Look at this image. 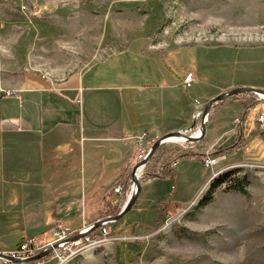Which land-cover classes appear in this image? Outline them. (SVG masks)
<instances>
[{"label":"rangeland","instance_id":"1","mask_svg":"<svg viewBox=\"0 0 264 264\" xmlns=\"http://www.w3.org/2000/svg\"><path fill=\"white\" fill-rule=\"evenodd\" d=\"M23 4L0 0V95L11 94V84L22 72L60 80L103 56L109 46L125 45L134 52L145 47L158 51L155 58L178 77L190 72L189 86L178 89L179 94L190 92L195 112L206 95L225 85L264 88V0H23ZM238 96L246 102L255 97L238 145L237 130H230L233 123L226 120L239 107L227 98L215 104L222 106L216 126L207 125L201 139L164 142L156 148L141 170L132 207L118 219L105 221L109 235L122 238L87 250L67 264H264V128H257L254 121L264 110V100L251 93ZM6 103L10 107L11 101ZM153 141L147 134L144 145ZM4 146H0V251L11 249L21 236L48 240L47 226L56 218L76 226L86 223L85 212L97 221L113 217L121 208L123 195L112 193V183L82 196L73 192L63 201L54 191L37 194L24 187L21 192L19 186L10 190ZM219 151L224 153L215 154ZM183 153L216 155L218 160L210 169ZM179 155L183 156L171 165V175L151 176ZM225 165L239 167L235 175L248 179L246 193L221 184L207 203L198 206L211 173ZM37 180L20 177L24 183ZM56 180L46 179L50 189L64 181ZM163 202L181 208H169L167 203L160 207ZM67 210L71 221L65 219ZM49 257H42L41 264H53Z\"/></svg>","mask_w":264,"mask_h":264},{"label":"crops","instance_id":"2","mask_svg":"<svg viewBox=\"0 0 264 264\" xmlns=\"http://www.w3.org/2000/svg\"><path fill=\"white\" fill-rule=\"evenodd\" d=\"M108 49L79 72L60 80L22 72L11 84V94L4 91L0 95V146L5 145L4 153L9 155L10 190H17L19 186L23 188L21 192L24 187L32 188L37 194L54 191L55 198L57 194L61 201L68 199L73 192L82 196L89 190L102 191L104 186L108 183L113 185L132 166L138 149L133 140L135 135L145 131L152 140L169 131H182L189 127L196 114V107L187 94L190 92L181 91L179 94L180 86L186 88L182 83L183 77L173 74L168 64L155 58L158 51L145 47L134 52L126 45L114 49L109 46ZM231 87L234 85L220 87L214 94L206 95L203 101ZM227 98L239 107L226 120L229 124L240 115L242 126L235 130L239 137L247 120L245 115L255 104L242 117L241 102L244 99L238 95ZM6 100L11 101L10 107ZM218 103L211 105L205 128L207 125L210 129L215 128L222 107L215 105ZM229 126L230 130L236 128L234 124ZM20 177L39 180L37 183H24L20 182ZM47 178H57L55 182L64 181L50 189ZM163 203H167L169 208H181L177 204ZM70 211H64V214L68 215L65 219L71 221L73 215ZM83 215L86 223L96 221L91 220L93 215L88 212ZM68 226L71 229L80 227L79 224ZM50 259L56 264L55 259ZM34 262L43 263L42 260Z\"/></svg>","mask_w":264,"mask_h":264},{"label":"built area","instance_id":"3","mask_svg":"<svg viewBox=\"0 0 264 264\" xmlns=\"http://www.w3.org/2000/svg\"><path fill=\"white\" fill-rule=\"evenodd\" d=\"M18 1L23 4V0ZM22 7L26 8V5L23 4ZM191 79L192 74L190 72H187L182 78L183 85L188 87ZM254 121L257 128H264V110L259 111L254 116ZM242 122L243 120L239 117H235L232 120V123L236 128L242 126ZM193 129L188 128L186 130L188 131V135L195 136L198 134V128H196V130ZM184 131L185 130H182L183 133H185ZM146 137L147 133L145 131H142L138 135H135L133 137V140L138 145L133 164L142 159L147 152L148 147L144 145ZM173 142L178 143L179 141ZM220 156L222 157L223 155ZM217 160L218 157L216 155L203 154L201 156L200 162L203 167L211 169L213 165H215ZM217 172L213 171L210 177L214 176ZM128 182H130L129 172L119 177L111 187L112 193H114L115 195H123L122 205L130 190V184H127ZM182 211H184V209H182ZM92 224L93 223L83 222L77 229H71L60 218H56L47 230L49 236L48 240L43 241L42 238L29 236L27 238L21 239L14 248L4 253L8 254L12 258L23 259L36 254L41 249L50 247V252L47 256L55 259L56 264H67L74 257L87 250L94 249L95 247L107 242L122 238L111 237L109 235V230L106 227V222H103L99 227H97L94 232H90ZM76 235L77 237L73 238Z\"/></svg>","mask_w":264,"mask_h":264},{"label":"water","instance_id":"4","mask_svg":"<svg viewBox=\"0 0 264 264\" xmlns=\"http://www.w3.org/2000/svg\"><path fill=\"white\" fill-rule=\"evenodd\" d=\"M245 93H251V94L257 96L259 100H264V89L245 87V86L232 87L230 89L222 91V92L216 94L215 96L207 99L203 103L201 110L196 112V114L194 115V118L192 119V122L189 125V129H193L195 124H196V119H199L198 126H197V128H198V134L197 135L190 136V135L183 133L181 130H176V131H169L167 133H164L163 135L154 139L152 144L148 147L145 156L142 159H140L139 161L132 164V166L130 167V170H129V179L131 182L130 190H129V193L126 196L124 203H123L122 207L120 208V210L113 217H107L108 219L105 218V219H100V220L95 221L92 224V228L99 227L106 220L118 219L119 217L123 216L132 207V205H133V203H134V201L138 195L139 188H140L139 177L141 175V170L145 166V164L149 161L150 157L152 156V154L154 153V151L156 150V148L158 146H160L164 142H172V141H167V139L170 137H177V136L181 137L183 139V141H189V142L198 141L204 135V128H205L204 122L207 119L211 105H213L214 103L222 101L226 97L237 96V95L245 94ZM132 185H133V189H131ZM75 237H77V235L74 236L73 238H75ZM49 252H50V247H46V248L38 251L36 254H34L30 257H27V258H23V259L12 258L8 254H6L4 252H0V260H2L3 262L10 263V264L37 261V260H40L42 257L47 256Z\"/></svg>","mask_w":264,"mask_h":264},{"label":"trees","instance_id":"5","mask_svg":"<svg viewBox=\"0 0 264 264\" xmlns=\"http://www.w3.org/2000/svg\"><path fill=\"white\" fill-rule=\"evenodd\" d=\"M242 95V94H241ZM233 97H236V96H232ZM255 102V97H252L249 102H246V101H242L241 102V107H242V112H241V115L242 117L244 116V114L246 113V110L252 106V104H254ZM198 120V119H197ZM241 140V135H239V138L237 139L236 141V145L239 144ZM233 146V148L235 147ZM216 153H219V154H223L224 151H221V152H215ZM184 156H194L198 159H201V156L200 155H193L192 153H183ZM180 156H183V155H179L177 156L176 158L174 159H170L168 160V162L166 161V164H169L168 166H165L162 171H160L158 174H152L151 176H159L160 174H168V175H171V170H170V165L171 163L177 159L178 157ZM239 170V167H236V166H231V167H228L226 169H223L219 172H217L214 176H212L209 180H208V185H209V188H208V191L206 192L205 196L199 201L198 203V206L200 205H203L205 203H207L210 199H211V193L212 191L217 188L218 186H220L221 184H224L225 185V188L227 190H231V191H235V192H238V193H241V194H245L246 193V185L248 184V179L245 177V175H241V176H237L235 175ZM141 180V179H140ZM163 208L166 206L165 203H163L161 205ZM158 227L160 226V223H158L157 225ZM156 226V227H157ZM97 228H92L90 230V232H94ZM18 244V241L15 243V245Z\"/></svg>","mask_w":264,"mask_h":264},{"label":"bare ground","instance_id":"6","mask_svg":"<svg viewBox=\"0 0 264 264\" xmlns=\"http://www.w3.org/2000/svg\"><path fill=\"white\" fill-rule=\"evenodd\" d=\"M167 141H183V139L177 136V137H170L167 139ZM131 189H133V185L131 186Z\"/></svg>","mask_w":264,"mask_h":264}]
</instances>
